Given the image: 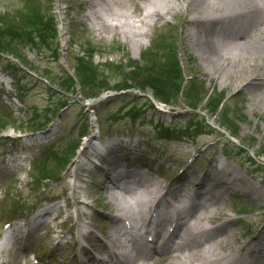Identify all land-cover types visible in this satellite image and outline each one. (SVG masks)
Masks as SVG:
<instances>
[{"label":"rangeland","instance_id":"obj_1","mask_svg":"<svg viewBox=\"0 0 264 264\" xmlns=\"http://www.w3.org/2000/svg\"><path fill=\"white\" fill-rule=\"evenodd\" d=\"M58 1L52 4V0H41V12L47 17L52 14L56 16L60 56L54 54V39L49 38L47 44L39 47L23 38L1 37L0 45L5 46L0 48V72L4 73L3 76L9 82L8 89L14 97L11 101L4 97V101L11 102V105L3 106L0 101V155L4 156V152L23 146L24 139H34L39 134L37 132L43 130L51 120L50 125L57 122L60 127L47 144L33 149L34 156H37L25 170L18 169L10 174L3 167L0 177V237L6 230L4 224L22 212L18 211L21 206L28 208L39 202L43 204L44 200H55L61 211V208L65 209L69 205L60 224L68 217L72 207L75 213L77 210L71 194L75 164L72 163L68 169L64 167L74 152L72 147H78L73 154H76L73 159L75 162L83 155L91 136L101 135V138L107 140L108 135L111 137L131 132L128 126L141 136L138 141H144L151 151L159 152L158 159L166 160V166H161L160 173L155 176V180L158 179L165 186L172 182L166 179V174L170 178L185 176L186 169L178 171L181 167L179 165L191 157L194 151L197 156L203 151L199 162L204 164V171L213 165L215 158L236 167L244 177V181L238 183L239 188L254 183L261 189V195L251 199L243 195L241 189L225 192V185L222 186L226 211L230 217L237 219L231 231L233 243L239 246L256 236L264 221V115L259 106H251L253 99L248 93H239L231 86L223 87L211 74L200 70L201 61L189 46V30L194 25L188 23V13L186 15L184 12L180 18L176 11L168 15L167 19L159 18L161 30L151 34L149 32L147 38H143L146 44L141 48H129L125 46L124 39L109 38L110 35L98 39L90 27L92 20L76 14V8L65 15L66 6L76 4V1L73 3L68 0L67 5L62 4L63 13L58 8ZM24 2L0 0V26L3 30L32 26L21 21V14L27 12L26 5H22ZM144 14H148V8ZM204 17L200 15L199 19ZM63 20H70L69 25H62L64 30L60 24ZM3 21L7 22L1 23ZM166 21L169 24H165ZM136 27L143 29L139 25ZM148 30L145 28V31ZM61 37L66 42L61 41ZM79 58H83L92 71L93 77L87 88L91 87L100 93L90 100L85 99L82 84L76 77ZM170 62L176 64L177 70L170 71L167 78H160L168 79L171 88L168 100L156 96L150 88L133 86L130 78L133 76V67L137 66L146 75V68L157 69ZM192 88L193 93L198 91L202 97L197 105L196 101L189 99ZM178 90L181 92H176ZM163 95H166V91H163ZM219 97H222L223 102L216 108L214 103ZM160 101L169 103L163 107L167 112L161 113L157 109V102ZM131 109L137 110L135 117L130 115ZM165 127L168 128L166 131L183 130L182 137L173 141L165 140ZM85 130L88 135L81 137V131ZM162 130L163 136L159 133ZM4 137L12 139L5 140ZM172 160L176 163H172ZM84 175L79 183L87 186L91 193L80 199L90 204L88 208L91 211L99 212L100 204L105 206L104 199H99L101 194L97 192V183L101 177L95 174ZM57 176L60 178L54 181ZM42 180L50 182L49 185L34 190L32 186ZM225 193L228 196H224ZM10 202H13L12 207L3 212L2 207ZM257 210L260 212L253 213ZM216 217L214 221L225 218L220 214ZM35 248L32 249L33 253ZM29 254V258L25 255L27 258L20 256L19 259H10L9 264H35L36 260ZM36 256L43 259L46 255L43 252Z\"/></svg>","mask_w":264,"mask_h":264},{"label":"bare ground","instance_id":"obj_2","mask_svg":"<svg viewBox=\"0 0 264 264\" xmlns=\"http://www.w3.org/2000/svg\"><path fill=\"white\" fill-rule=\"evenodd\" d=\"M24 1L23 6L30 2ZM72 1L76 4L69 5L68 0H59V10L62 12L61 5L68 4L64 10L66 15L76 8V14L92 20L90 27L98 39L109 35V38L124 39L125 46L129 48H141L146 44L143 38L149 32L161 30L159 18L167 19L176 11L180 18L184 12L188 13V23L194 25L189 30V46L201 61L200 70L211 74L223 87L231 86L239 93H248L253 99L251 106H259L264 115V0ZM54 2L52 0L51 3ZM146 8L148 14H144ZM200 15H205L204 19H199ZM69 21H61V29L62 25H69ZM144 26L150 30L145 31ZM55 30L57 37L54 45L57 56H60L59 28ZM61 41L66 42L62 37ZM6 87V80L0 77L2 97H9ZM1 104L5 105L3 99ZM51 125L44 135H53L55 129L59 130L57 122ZM128 128L131 132L108 135L107 140L101 135L100 138L91 136L83 155L75 162L76 154L70 159L65 169L75 164V183L71 194L77 211L74 213L72 207L61 224L60 220L69 205L61 208L58 216H53L60 209L58 204L48 203V200L19 210L22 212L11 219L7 228L13 237L9 261L27 256L38 241L46 255L39 264H264V221L256 236L235 246L231 231L237 219L228 215L230 213L226 211L222 193V186L225 185V192L241 189L243 195L256 199L261 195V189L254 183L239 188L238 183L243 182L244 177L232 164L221 162L218 158L204 171V164L199 162L203 151L199 156L194 151L188 161L182 162L180 171L185 168L187 172L184 177L170 178V181L173 180L171 185L165 186L156 181L155 176L160 173L161 166H166V160L158 159L159 152L151 151L144 141H138L141 136L130 126ZM17 139L20 141V138ZM24 140L23 143L29 138ZM33 143L13 150L8 161L0 160V177L3 167L10 174L23 168L31 150L37 147L32 146ZM127 147H130L129 155ZM128 156H145L146 159L143 157V163L137 164ZM156 160L159 161L155 163ZM86 172L103 177L97 183V192L101 194L99 199H104L105 204H100L99 212L91 211L88 208L90 204L80 199L91 193L87 186L85 190H80L76 184ZM142 178L146 179L139 187L130 189ZM43 185L38 183L32 188L41 190ZM115 185L126 190L120 187L119 191L115 190ZM12 203H6L2 211H8ZM175 203L178 204L175 205L177 213L168 216L167 229V223L161 218L167 215V207ZM219 214L225 218L214 221ZM146 216L157 226L152 237L153 250L147 244L145 235L136 229ZM121 229L134 241L132 248L128 239L121 237ZM119 252L122 254L119 255ZM118 255L122 259L116 261Z\"/></svg>","mask_w":264,"mask_h":264},{"label":"trees","instance_id":"obj_3","mask_svg":"<svg viewBox=\"0 0 264 264\" xmlns=\"http://www.w3.org/2000/svg\"><path fill=\"white\" fill-rule=\"evenodd\" d=\"M27 12L24 14H21L22 18L21 21H24V23L32 25L29 28H18V29H10V30H3L0 26V42L1 37L8 38H14V39H24L25 41H30L32 45L41 47L43 44H47L48 39H56L57 33H56V26L54 23L53 18L47 17L42 14V8L41 5L37 1H32L26 5ZM7 21H3L1 23H6ZM7 25V24H5ZM7 34V35H6ZM25 36V37H22ZM53 40V41H54ZM5 45H0V48L3 49ZM55 55H57V51L54 52ZM79 66L76 77L78 78L80 84H82L83 93L86 98L96 97L100 93L95 90H93L91 87L87 88L88 82L92 78V71H90V67L87 65V63L83 60V58H79ZM161 67L154 69L152 68H146L145 70H148L147 74H142L141 69L137 66L133 67L134 71L131 72L133 76H130L132 79L133 86L140 87V89H146L150 88L154 92V94L158 97H162L165 100H168V94L171 88L168 86L167 80L168 79H160L161 77H168L170 71L177 70L176 64L170 62L165 64L164 66L160 65ZM149 73V74H148ZM154 74V76L152 75ZM156 74V75H155ZM181 79L179 75V80ZM130 88V87H128ZM163 91H166V95H163ZM174 91V89H172ZM180 90L176 91L179 93ZM175 92V91H174ZM181 92V91H180ZM185 92V91H184ZM183 93V91H182ZM188 94V93H187ZM190 101H196V104L202 100V97H200V92H194L192 88V93L189 94ZM222 97H219L217 100H215V107L219 108L222 104ZM132 111H135V115L137 114L135 109H132ZM1 121V120H0ZM0 128H2V125H0ZM175 132L183 133V130H177Z\"/></svg>","mask_w":264,"mask_h":264}]
</instances>
